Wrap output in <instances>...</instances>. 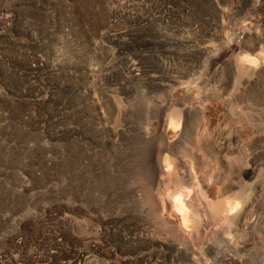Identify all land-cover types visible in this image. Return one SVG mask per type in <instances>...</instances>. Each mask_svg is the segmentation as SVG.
Masks as SVG:
<instances>
[{
  "label": "rangeland",
  "instance_id": "obj_1",
  "mask_svg": "<svg viewBox=\"0 0 264 264\" xmlns=\"http://www.w3.org/2000/svg\"><path fill=\"white\" fill-rule=\"evenodd\" d=\"M253 188L247 230L208 215ZM224 255L264 264V0H0V264Z\"/></svg>",
  "mask_w": 264,
  "mask_h": 264
},
{
  "label": "bare ground",
  "instance_id": "obj_2",
  "mask_svg": "<svg viewBox=\"0 0 264 264\" xmlns=\"http://www.w3.org/2000/svg\"><path fill=\"white\" fill-rule=\"evenodd\" d=\"M36 67H34L31 71L38 70V68H40L41 66L38 67V68H36ZM30 80H31V78H30ZM32 80H33V78H32ZM49 120H51V119H49ZM177 123H179V125L181 124V122H179V121ZM166 131H167V127L165 126V127H163V131L162 132L165 133ZM167 146L169 147L170 145H167ZM158 151H159V153L161 155L162 152L160 151V149H158ZM159 153L157 152L158 155H159ZM170 157L172 159L171 160L172 161L171 163L173 164L174 168L173 169H170L166 173H168L167 175H168V177L170 179L175 180V184H177L176 185L177 187L175 189V194L178 195V196H177V199L174 200L172 203L169 202L168 207H170L171 205L173 206V207L171 206L172 208H177L179 206H181V207L184 206V208H186L187 210H193V208L195 209V207H194L195 206L194 205L195 203L192 204V203H190V201L189 202L187 201V198H188L189 193L181 190L180 184L178 182V180H179L178 178H180V176L183 175L184 180L187 181L186 183L189 186L190 185L191 186L194 185L195 184V182H194V179H195L194 177L195 176H194V173H193V171H194L193 170L194 169V164L192 162H190V160L187 159V158H185V160H182V159H179V158L177 159V158H174V156L171 155V154H170ZM180 164L182 165V167H181L182 168L181 169V173H179V171L176 168ZM199 193H200L199 195L202 198H205V193L204 192H202L201 190H199ZM257 199L258 200L261 199V191H260L259 188L258 189L253 188V189H251L249 191H246L244 193L243 197L239 201H236L234 203L222 201V202L210 203L208 206H206V204H205V206L208 208V211H209L208 212L209 213L208 215H210L211 218L216 219V220H218L220 222H224V223H232V226H233V230L235 232V235H237L238 232H243V231L247 230L250 227L251 222H252V218L250 216V213H251V211H252V209H253V207H254V205H255L256 202H254V204H252V203H253L254 200H257ZM198 207H200V205H198ZM192 213H193V211H192ZM196 215H198V212L196 213ZM194 217H197V216L194 215ZM200 231H201V236L202 237H205L206 230L204 228H202ZM175 232L177 233V235H178V237H179L180 240H182V241L185 240L184 238H186V237L184 236V234L182 232V226H180L179 224H177L176 225ZM184 243L192 244V241L190 240V238H187L184 241ZM215 243H216L217 246L219 245V243H217V242H215ZM181 244H183V243H180V242H172L173 247H175V252L178 253V254H181L183 256H186V254H183L179 250ZM209 247L210 246L208 245V248ZM213 247L214 246H212V248ZM225 247H226V249L232 247V243L226 244ZM244 248H245V246L244 245L243 246L241 245L240 249H244ZM171 249H173V248L171 247ZM218 261H220L219 262L220 264H228L231 261V258H229L227 255H224ZM192 263H194V262H192Z\"/></svg>",
  "mask_w": 264,
  "mask_h": 264
}]
</instances>
